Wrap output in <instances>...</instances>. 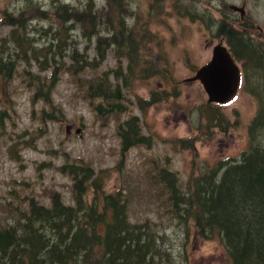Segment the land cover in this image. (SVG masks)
Segmentation results:
<instances>
[{"label":"rangeland","instance_id":"374dc122","mask_svg":"<svg viewBox=\"0 0 264 264\" xmlns=\"http://www.w3.org/2000/svg\"><path fill=\"white\" fill-rule=\"evenodd\" d=\"M58 1L78 10L84 2L0 0V61L11 67L7 77H0V219L24 212L21 207L29 198L49 205L55 192L71 203L72 179L58 170L70 162L77 178L81 167H91L107 178L100 186L104 193L126 195L131 224L151 225L153 231L142 230L141 235L152 238L148 249L158 255L152 257L154 263L231 264L220 238L195 236L185 209L199 183L195 181L217 161L237 160L241 151L264 152V0H119L122 11L117 19L124 20L128 12L125 23L134 29L132 38L122 30L128 45L118 48L110 43L112 39L101 43L109 36L98 32L96 24L89 33L83 31L85 23L79 25L72 15L77 24L56 21L64 14L50 9ZM93 2L105 14V0ZM241 4L244 14L239 18L230 5ZM8 14L15 25L2 21ZM220 19L236 27V32L241 30L251 49L246 46L242 52L236 47L241 87L229 102L216 105L205 102L197 81L182 79L208 60L214 44L226 45L216 31ZM114 26L117 30L116 22ZM95 30L99 34L91 35ZM13 39L19 41V48ZM136 45L148 55L141 58L142 70H135L130 61L126 74L125 56L128 50L129 55L131 49L136 51ZM100 47L104 57L98 63ZM118 64L121 79L125 76L124 85L118 83V98L105 101L86 95L85 89L96 83L101 72L107 71L106 78L114 85L111 71ZM37 88L47 89L46 99L39 97ZM113 103L119 108L110 111L108 105ZM42 111L52 113V119L43 118ZM132 115L148 145L121 151L118 126ZM256 121L259 127H252ZM161 170L173 172L181 188L183 202L174 218L171 203L164 200L157 173ZM185 185L191 186L188 194L183 193ZM8 221H0V228Z\"/></svg>","mask_w":264,"mask_h":264},{"label":"trees","instance_id":"16d2710c","mask_svg":"<svg viewBox=\"0 0 264 264\" xmlns=\"http://www.w3.org/2000/svg\"><path fill=\"white\" fill-rule=\"evenodd\" d=\"M58 2V5L50 9L62 10L63 16L57 15L59 19H56L61 24L69 20L73 25L78 23L84 26L85 23L86 29L83 31L88 32L94 29L96 24L98 32L101 30L103 35L109 36L101 43H107V40L112 39L110 43L116 48L128 45L122 30L129 31L128 36L132 38L131 29H134V26H127L125 23V18L130 14L125 13L124 20L122 17L117 19V13L121 14L122 11L119 0H105L107 5L105 14H103L104 11L94 8L93 0H84L79 3L78 6H81L79 10L62 1ZM148 8L150 9L151 5ZM110 12L112 13L108 18ZM70 15L74 16L78 22L73 21ZM2 21L9 25H15L17 22L9 14L2 18ZM226 21L220 19L217 22L216 31L224 37L232 56L240 59L239 51L235 50L236 47L242 52L246 46L251 48L242 39L245 34L241 30L236 32L234 29L236 27ZM115 22L117 30H115ZM98 32L95 30L91 35H98ZM110 32H115L118 38L111 36ZM13 43L15 47H20L17 39H13ZM136 48V51L131 49L130 55L128 50L125 56L128 61L125 68L126 74L130 72V61H133L135 70H142L144 61L141 58L148 55V51L141 50L139 45H136ZM103 49L100 47V51L97 52L98 63L104 57ZM242 65L245 66L243 62ZM97 66L98 64L94 68ZM120 68L121 65L118 64V67L111 71L116 81L114 85L110 84L106 78L107 71L101 72L97 80L94 79V82L98 84L89 85V88L85 89L86 95L88 93L89 97L99 96L100 98L101 96L105 98V101L109 98L114 100L118 98L120 93L118 83L124 85L125 81V76L121 79L123 73ZM10 69L8 62L0 61V77H7ZM109 90L113 91V94H110ZM36 91L39 97L47 98V89L37 88ZM109 107L110 111L113 108H119L115 103L108 105ZM41 116L52 119V113L42 111ZM251 125L259 127L257 121ZM139 128L136 116H129L121 122L118 126L121 151L133 145H148L146 137L140 133ZM247 151H241L237 160L230 157L228 160L217 161L209 167L207 170L209 173L206 171L207 173L195 181L199 183L194 186L196 188L189 202L187 201L185 215L189 216L188 220L191 221L190 224L197 238L207 239L211 234L220 238L222 249L231 264H264V152L253 149ZM235 161L236 163H233ZM74 167L70 162L58 167L60 172L72 179L71 203H65L55 192L50 194L49 205L29 198L27 205L21 207L24 212L16 217L10 214L8 219L10 221L5 220L4 217L0 219V221L9 222L0 228V264L165 263L162 260L153 262L152 257L158 258V255L148 249L152 238L141 235L142 230H152L151 225L147 221L139 224L129 222L127 216L129 199L126 195L122 197L117 196L115 192L104 193L100 186L107 178H101L100 172L95 173L93 168L88 166L81 167L82 174L77 178ZM157 173L162 183V191L166 193L164 200L168 205L171 203L174 218L179 213L176 211L177 205L183 202L178 179L170 171L161 170ZM215 175L217 178L213 179ZM183 189L184 194L191 192L189 185H185ZM88 191L92 193L89 197ZM148 191H152L151 185ZM201 192H204L203 196ZM144 237L150 239L149 242H144L146 241ZM129 259L132 261L130 262Z\"/></svg>","mask_w":264,"mask_h":264},{"label":"water","instance_id":"95a60500","mask_svg":"<svg viewBox=\"0 0 264 264\" xmlns=\"http://www.w3.org/2000/svg\"><path fill=\"white\" fill-rule=\"evenodd\" d=\"M243 14V6L230 5ZM197 80L205 95L206 103H225L235 94L239 81V68L227 48L220 42L211 47L209 59L198 66L193 74L183 81Z\"/></svg>","mask_w":264,"mask_h":264}]
</instances>
